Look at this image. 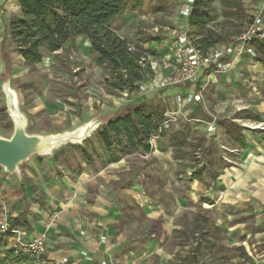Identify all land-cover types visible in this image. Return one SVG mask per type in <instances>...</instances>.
<instances>
[{"label":"rangeland","instance_id":"obj_1","mask_svg":"<svg viewBox=\"0 0 264 264\" xmlns=\"http://www.w3.org/2000/svg\"><path fill=\"white\" fill-rule=\"evenodd\" d=\"M134 2L136 7L134 8L130 4L124 14L111 23V27L131 43L147 48L148 59L153 64H156L154 62L156 60L158 67L162 66L158 69L159 73L168 74L171 71V66L166 67L163 64L161 53L165 52L164 46L169 45L168 40L171 38L173 30L184 26L189 32V15L185 16L182 13L187 2L186 0H134ZM4 5L6 13H0V41L3 36L4 17L8 19L12 15V19L14 15L20 13L16 4L10 0H6ZM213 6L219 16L209 23V28L217 36L222 37L219 44L229 45L235 42L254 16L261 14L259 13L261 12L259 0H240L236 7L223 5L221 0H216ZM10 48L13 60L12 72L7 77L18 93L21 109L28 117V132L49 134L66 130L72 131L90 121L97 124L91 134L81 143H68L50 156L36 155L20 165V169H24L30 166L31 162H35L42 171L45 169L41 167L45 160L44 164L50 166L48 171L40 174L42 177H56L59 183L63 180L66 185L63 169L67 167L70 170H78L85 159L82 152L85 149L87 154L92 157L95 169L102 164L117 161L121 157L126 159L127 164L131 167L130 173L136 172L137 181L144 187L176 184L178 180L175 175L179 172L182 173L179 183L189 185L191 184L189 177L195 169L206 167V172L212 166L214 169L220 168L230 161L225 157H228L230 153L229 147L216 143L218 140H222L223 143H225L224 140H235L226 131L224 123H235L243 137L257 131L255 135H262L264 139V122H257L256 119H260L258 118L260 116L256 111L250 109V107L256 109L258 105L264 104L263 73H261L262 76L260 74L252 76V71L247 65H244L246 61L244 55L230 69L213 73L216 75L214 79L209 76L204 81L201 80V84L198 82V88L207 82L204 89L205 102L202 105L198 102L184 104L181 100L179 108H183V114L180 116L179 122L174 124L155 143L149 144L150 151L138 149L122 154L115 146L111 149L104 147L102 141L97 137L101 127L109 120L122 115L132 104L141 99L164 110L166 108L177 109L179 104L176 102V96L187 91L186 88L170 86L154 92L148 91L146 94L141 93L139 87L133 91L114 89L108 84L112 80L108 72L110 65L97 62L98 53L92 49L90 42L84 36H76L72 41L66 42L63 48L58 51L45 52L42 62L35 65L24 63L19 52L13 49L12 45ZM259 56L262 58L264 54L255 50V54L249 55V58L258 61ZM4 78H6V74L0 55V134L9 137L13 131V122L8 114L3 113V108H7L6 96L1 87ZM149 80L146 79L140 84H149ZM246 104H249V107L245 108ZM185 114H188L187 117ZM246 121H249L248 123L251 125L246 127L249 128L246 129L248 133L244 132L243 128L245 127H242V125L248 124ZM208 122H213L214 130H208ZM252 124L260 127L253 128ZM178 132H182L185 136V139H182L181 136L178 138V140H185L182 141L180 151H176L168 145L170 136ZM247 138L251 140L248 136ZM165 154L172 157L167 163L159 161L158 157ZM151 155L152 157H150ZM150 162L154 164L152 169L147 168ZM160 162L161 169L165 168L168 171L161 172ZM209 162H211V166ZM163 163L166 164V167H163ZM36 172L37 170H34L33 174ZM36 176L38 175L32 177L33 181L36 180ZM9 177L11 181L16 180L14 183L18 180L21 182L20 185L16 183L14 188L10 189L12 198L8 199L4 192L6 202L12 212V220L26 230L28 238H32V223L40 222L38 215L41 213L40 207L51 209L45 205L44 198L39 193H28L29 190L37 191L36 186L30 185L32 184L31 177L25 178L22 175L20 179L14 174ZM126 182L131 183L129 175L123 174L118 183L125 184ZM0 184L3 185L1 182ZM114 184H117L116 180H114ZM20 186L24 187V195L14 199L16 193L21 189ZM89 192L95 196L97 188L91 187ZM65 194L62 195L65 196ZM150 195L156 199L159 194L150 193ZM59 216L57 210L48 213L51 222L48 223L45 232L41 233L45 234L46 239L48 228L53 224L54 226L58 224ZM12 244L13 240L6 238L0 231V258L4 259L5 264H28L24 261L11 259L9 249L13 247ZM41 257V261H43L41 264L68 263L67 258L56 261L48 258L45 254Z\"/></svg>","mask_w":264,"mask_h":264},{"label":"crops","instance_id":"obj_2","mask_svg":"<svg viewBox=\"0 0 264 264\" xmlns=\"http://www.w3.org/2000/svg\"><path fill=\"white\" fill-rule=\"evenodd\" d=\"M5 1L0 0L1 14L6 13ZM10 2L20 10L17 0ZM259 2V13L264 17V0ZM11 16L4 17L0 41L6 74L3 82L10 81V85L7 77L13 62L10 45L16 50L8 32ZM249 55H244V65L252 71V76L263 73L264 79V57L257 61ZM206 75L203 71L200 84ZM211 76L214 79L216 75ZM186 89L184 93L190 90ZM250 109L260 116L257 122H264V104ZM248 126L249 123L242 125L244 132ZM251 133L247 134L251 140L243 137L245 145L236 139L224 140L225 143L216 141L220 146L229 147L230 153L225 157L230 163L215 169L212 166L203 172L202 179L190 176L189 185L179 183L182 179L179 172L175 175L176 184L144 187L137 181L136 172L130 173L131 167L122 157L95 169L88 154L90 162L84 159L78 170L63 169L66 185L56 177L40 175L49 170L45 160L42 171L38 164L31 162L30 166L20 169L25 178L38 175L30 184L37 191H27L39 193L51 209L40 207V222L32 223L31 235L45 232L51 222L48 213L57 210L58 224L48 228L43 254L56 261L67 258V264H264V139L262 135H255L257 131ZM158 157L164 163L172 159L166 154ZM161 162L160 170L164 173L168 170L161 169ZM153 166L150 162L147 168ZM3 171L0 168V182L9 199L10 189L21 182L9 180L11 174ZM123 174L129 175L131 183H118ZM91 187L97 188L95 196L89 192ZM20 191L14 199L24 195V187ZM150 193L159 195L154 199ZM41 256L39 264L43 262Z\"/></svg>","mask_w":264,"mask_h":264},{"label":"trees","instance_id":"obj_3","mask_svg":"<svg viewBox=\"0 0 264 264\" xmlns=\"http://www.w3.org/2000/svg\"><path fill=\"white\" fill-rule=\"evenodd\" d=\"M216 0H194L188 16V29L193 43L203 54L219 44L222 37L209 28V23L219 16L213 6ZM20 13L14 15L8 32L16 50L27 65L42 62L45 52H55L76 36H84L98 53L97 62L110 65L108 84L118 91H133L139 84L153 76L148 60V49L133 44L118 34L111 23L123 15L134 0H17ZM226 6L236 7L240 0H221ZM231 13V12H227ZM255 50L264 54V40L252 42ZM259 59H263L259 56ZM3 113L7 114L6 108ZM164 109L146 100L131 105L122 115L107 122L97 133L104 147H117L122 154L138 149L150 151L149 139L163 120ZM234 139L245 145L238 126L233 122L224 123ZM182 132L170 136L168 145L180 151ZM184 136V137H183ZM85 160L90 162L83 149ZM210 166H211V162ZM206 167L195 169L191 177L203 178ZM12 224L17 225L12 220ZM11 259L33 263L34 256L21 250L9 249ZM0 258V264H5Z\"/></svg>","mask_w":264,"mask_h":264},{"label":"built area","instance_id":"obj_4","mask_svg":"<svg viewBox=\"0 0 264 264\" xmlns=\"http://www.w3.org/2000/svg\"><path fill=\"white\" fill-rule=\"evenodd\" d=\"M186 4L182 10L183 15L188 16L191 12L194 0H186ZM264 39V17L262 14L255 15L246 27L242 35L232 44L216 45L207 53L203 54L193 43L189 32L184 26L173 30L171 38L168 40L169 45L164 46L165 52L162 54L163 64L171 66L168 74L159 73L161 65L158 62L153 64L151 60L150 66L153 70V76L149 78L150 83L139 84L140 92L143 94L148 91H156L170 86H182L189 88L187 93H180L176 96L178 108H166L163 113V120L157 130L151 135L149 144L152 145L156 140L160 139L174 124L179 122L180 116L183 114L180 101L184 104L191 102L204 103L205 85L198 88V82L202 72H206L207 78L215 72L226 71L230 69L235 62L245 54H255L252 42ZM154 55V54H151ZM151 59V58H150ZM208 72V73H207ZM188 114H185L187 117ZM251 126V125H249ZM259 125L252 124L253 128ZM264 127V126H263ZM213 122H208V130H214ZM264 129V128H263ZM12 212L4 193V186L0 184V231L9 239L13 240V247L16 251L21 250L23 253H30L34 256L33 263L40 260V256L46 250L45 234L28 238L26 230L18 225L12 224ZM102 239H105L102 236Z\"/></svg>","mask_w":264,"mask_h":264},{"label":"water","instance_id":"obj_5","mask_svg":"<svg viewBox=\"0 0 264 264\" xmlns=\"http://www.w3.org/2000/svg\"><path fill=\"white\" fill-rule=\"evenodd\" d=\"M6 96V111L13 122L9 137L0 134V167L8 174L21 178L20 165L31 157L50 156L68 143H81L96 127V122H86L72 131L40 134L28 132L29 120L21 109L18 93L10 81L2 84Z\"/></svg>","mask_w":264,"mask_h":264},{"label":"bare ground","instance_id":"obj_6","mask_svg":"<svg viewBox=\"0 0 264 264\" xmlns=\"http://www.w3.org/2000/svg\"><path fill=\"white\" fill-rule=\"evenodd\" d=\"M258 127V126H257Z\"/></svg>","mask_w":264,"mask_h":264}]
</instances>
